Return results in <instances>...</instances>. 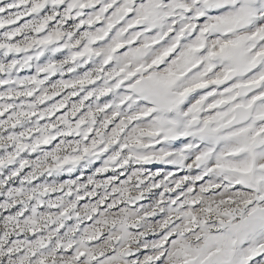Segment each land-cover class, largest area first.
I'll return each instance as SVG.
<instances>
[{"label": "snow or ice", "instance_id": "snow-or-ice-1", "mask_svg": "<svg viewBox=\"0 0 264 264\" xmlns=\"http://www.w3.org/2000/svg\"><path fill=\"white\" fill-rule=\"evenodd\" d=\"M0 264H264V0H0Z\"/></svg>", "mask_w": 264, "mask_h": 264}]
</instances>
